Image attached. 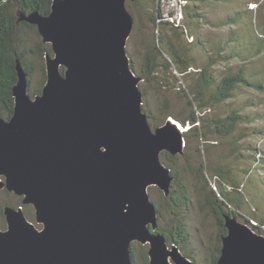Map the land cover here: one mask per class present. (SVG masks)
Returning a JSON list of instances; mask_svg holds the SVG:
<instances>
[{"label": "water", "instance_id": "water-1", "mask_svg": "<svg viewBox=\"0 0 264 264\" xmlns=\"http://www.w3.org/2000/svg\"><path fill=\"white\" fill-rule=\"evenodd\" d=\"M129 1L53 0L47 15L18 13L53 54L34 97L17 60L14 110L0 113V191L32 205L41 228L5 205L0 264H135L134 242L148 245V264H195L158 232L149 187L170 194L174 176L160 157L184 153L185 131L172 117L149 123L127 50ZM224 217L216 264H264V235Z\"/></svg>", "mask_w": 264, "mask_h": 264}, {"label": "rangeland", "instance_id": "rangeland-1", "mask_svg": "<svg viewBox=\"0 0 264 264\" xmlns=\"http://www.w3.org/2000/svg\"><path fill=\"white\" fill-rule=\"evenodd\" d=\"M184 5H191L192 9L187 10ZM127 7L134 18L127 50L137 75L141 76L145 44L157 41L160 32L163 31L161 22H169L165 24V33L172 37L175 49H180V53H183L190 63L186 75L181 74L174 64L168 73L164 74L162 69L157 70L152 84L142 79L140 87L144 91L143 106L155 119V124H151L148 118L153 129L165 124L169 117L176 119L178 113H182V116L187 115L188 108H191L190 101L194 98L190 87L196 82L198 68L203 67L212 58L217 60L212 69L218 78L227 70L235 71L243 66L252 83L264 80V48L263 53H255L260 44L254 43L249 38L247 28L243 25L237 30V40H229L230 32L235 31L236 26L224 22L238 13V10L245 11L251 8L254 10L250 14H256L252 15L251 20H256L258 32L264 33V0H133L127 3ZM186 10L195 11V14L188 15ZM158 11L162 15L161 22L153 26L150 18L158 14ZM177 24H180V29H177ZM191 32L195 35L192 36ZM249 34L253 35V32L249 31ZM38 40H41V37L35 32L31 31L28 34L29 45H33ZM29 61L34 66L31 75L28 76L29 93L34 97L32 90H38L45 83L42 82L38 60L30 56ZM193 108H197L196 102ZM233 108L242 116L235 134L226 139L211 135V140L208 141L196 133H191L189 137L184 135L186 141L184 153L173 155L178 175L182 178V183L188 186L189 193V206L183 205L178 208L182 213L181 216L177 217L173 214L162 190L157 186L149 187L152 201L162 210L163 216L159 224L168 235L175 234L181 252L188 253L195 264H213L214 259L219 255L218 248L222 244L221 226L217 216L207 206L205 192L199 188V185V189L194 185L197 183L195 171L203 161L207 168V182L216 194L221 187L226 192L245 193L247 201L244 204L247 206L239 210L238 220L246 223V219H249L252 224L259 227L254 230L264 235V89L255 85H239L233 97L222 104L212 106L206 114L213 118L225 115ZM201 125L202 121L199 126ZM191 126L190 123L185 130L190 129ZM165 153L167 152H163L160 158L166 165L168 162L165 160ZM190 165L195 169L194 172L188 170L187 166ZM219 168L226 176L221 181L214 173ZM235 183L240 187L234 189ZM239 195V192L234 193V199ZM18 204V199L13 194L8 195L3 190L0 191V228L7 227L3 215L4 206L18 207ZM22 207L27 218L41 228L35 220L33 206L23 204ZM167 242L169 246L172 245V242ZM132 249L136 259L134 263L146 264L144 252L148 250V245L134 242Z\"/></svg>", "mask_w": 264, "mask_h": 264}, {"label": "trees", "instance_id": "trees-1", "mask_svg": "<svg viewBox=\"0 0 264 264\" xmlns=\"http://www.w3.org/2000/svg\"><path fill=\"white\" fill-rule=\"evenodd\" d=\"M53 0H0V113L8 118L12 115L14 110V96H13V86L17 82V60L19 59L23 65L28 76L31 75L34 66L33 63L29 61L30 56H34L36 60L40 63L41 73H42V82L45 83L47 79L46 73V63L45 58L46 54H53L52 46L49 43L38 40L33 45L28 43V34L33 31L37 36H40L38 27L35 24H31L25 20H19V12L29 14L31 12H39L41 14L47 15L51 11V5ZM255 3V2H254ZM194 4V3H193ZM187 10H191V5L186 6ZM183 7V8H184ZM250 8V7H249ZM194 7L193 10H195ZM186 14L194 15L195 11H187ZM254 9H247L245 11L238 10L233 16H230L228 20H225L226 23H230L236 26L235 31L230 32L229 40H237L236 33L239 30V27L245 26L247 28V34L249 38L256 44H260L259 48L255 53H263L264 48V33L258 32V26L256 20H251ZM185 11V10H184ZM246 14H249L247 16ZM156 15V16H155ZM150 18L153 26L159 25L161 22V13L155 14ZM254 14L253 16H255ZM254 18V17H253ZM163 25V31H161L160 36H158L157 41L153 43L145 44V55L143 56V66L141 70V76L150 84L153 83L154 73L157 70L162 69L165 73H168L171 70L172 66L175 64L178 71L186 75L188 74L189 61L186 56L180 53V49H175V44L171 36H167L165 33V24L169 22H161ZM218 24H220L218 22ZM255 25V26H254ZM177 29H180V24L176 25ZM159 31V27H158ZM249 31L253 32V35L249 34ZM263 31V30H262ZM191 35L195 34L191 32ZM256 36V37H255ZM249 41V40H248ZM229 43V42H228ZM252 51V50H251ZM217 63V60L212 58L208 63L203 67L198 68V75L196 77L195 84L190 87L191 93L193 92L194 98L193 101H190V107L187 111L186 116H182V113L176 115V119L184 126L192 124L191 128L185 132V137L191 134L196 133V135H201L205 138L206 141L211 140V135H214L220 139H226L235 134L240 121L242 120L241 113L237 109L229 110L225 115L216 116L210 118L206 113L207 110H210L212 106L217 104H222L233 97V94L239 85H250L256 86L260 89H264V80H261L258 83H252L250 77L246 73V69L241 66L235 71H226L222 77H217L215 71L212 69ZM133 69L134 66L132 65ZM63 69V68H62ZM135 70V69H134ZM42 87L38 90H32L34 95L41 93ZM144 92V91H143ZM209 93V95H208ZM197 103V108H193V104ZM147 113L148 118L150 119L151 124H155V119H153ZM202 121V125L199 124ZM198 123V124H196ZM165 160L168 162L166 164L171 168V173L174 176L172 190L169 195H165L166 202L169 203V207L173 214L181 216L182 213L178 210L181 206H189V193L188 186L182 183V178L178 175L177 164L173 155L165 153ZM186 166V165H185ZM188 170L194 172L195 169L192 165L187 166ZM185 169V171H188ZM207 168L204 165V161L201 162L199 168L195 171L197 178V183L194 185L198 188H201L205 192V201L207 206H209L217 216L219 225L221 226V237L227 234V228L225 227V217L224 215L234 216L239 219V210L246 208L247 205L244 202L247 201L245 193L240 191H225L220 189L218 194L216 191L208 184L206 177ZM216 177L219 181L224 179L225 172L219 168L215 172ZM221 186V184H220ZM234 189L239 188L240 186L235 183ZM198 188V189H199ZM197 189V190H198ZM8 195H12L7 189L3 190ZM239 192V196L234 199L233 194ZM243 196H242V195ZM18 199V207L22 206V197H19L13 194ZM219 195V196H218ZM9 204V203H8ZM244 204V206H243ZM157 210L159 213V221L163 216L161 207L157 205ZM179 211V214H178ZM177 217H175L177 219ZM246 223L251 225L253 229L259 228L257 225H254L250 222L249 219H246ZM158 232L162 233L167 241L172 242V244H177L178 241L174 235H168L164 229H162L159 224ZM172 240V241H170ZM222 242V239H221ZM222 246V244H221ZM221 246L218 248L219 255L214 259L213 264L217 263V260L220 256ZM134 248V247H133ZM134 251L132 249V255ZM189 257L188 253H185ZM133 261L136 263V259L133 256ZM144 261L146 264L149 263L148 250L144 252Z\"/></svg>", "mask_w": 264, "mask_h": 264}, {"label": "bare ground", "instance_id": "bare-ground-1", "mask_svg": "<svg viewBox=\"0 0 264 264\" xmlns=\"http://www.w3.org/2000/svg\"><path fill=\"white\" fill-rule=\"evenodd\" d=\"M180 126L182 127V130H185V129H184V127H185L184 125L180 124Z\"/></svg>", "mask_w": 264, "mask_h": 264}, {"label": "clouds", "instance_id": "clouds-1", "mask_svg": "<svg viewBox=\"0 0 264 264\" xmlns=\"http://www.w3.org/2000/svg\"><path fill=\"white\" fill-rule=\"evenodd\" d=\"M186 126H188V125H186ZM186 126L184 127V129L187 128ZM190 128H191V127H190ZM188 130H189V129H188ZM188 130H184V131L186 132V131H188ZM250 226H251V225H250Z\"/></svg>", "mask_w": 264, "mask_h": 264}]
</instances>
